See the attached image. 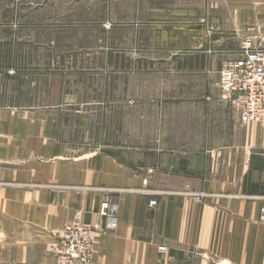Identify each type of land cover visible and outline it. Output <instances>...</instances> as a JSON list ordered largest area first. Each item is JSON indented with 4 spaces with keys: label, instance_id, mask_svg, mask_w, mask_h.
I'll return each instance as SVG.
<instances>
[{
    "label": "crops",
    "instance_id": "1",
    "mask_svg": "<svg viewBox=\"0 0 264 264\" xmlns=\"http://www.w3.org/2000/svg\"><path fill=\"white\" fill-rule=\"evenodd\" d=\"M165 12L172 34L212 35L224 57L247 40L264 49V0H167ZM14 21L0 12V264H53L45 243L77 211L99 227L92 264H264V123L242 122L219 93L202 113L210 133L184 154L92 146L86 116L25 94L9 58ZM191 67L219 86L216 65ZM105 200L116 205L111 230L98 212Z\"/></svg>",
    "mask_w": 264,
    "mask_h": 264
},
{
    "label": "rangeland",
    "instance_id": "2",
    "mask_svg": "<svg viewBox=\"0 0 264 264\" xmlns=\"http://www.w3.org/2000/svg\"><path fill=\"white\" fill-rule=\"evenodd\" d=\"M166 8L167 0H0L21 27L9 58L25 74V94L86 116L92 146L128 157L203 145L206 97L221 96L215 73L191 65L220 69L228 57L212 35L172 34Z\"/></svg>",
    "mask_w": 264,
    "mask_h": 264
},
{
    "label": "built area",
    "instance_id": "3",
    "mask_svg": "<svg viewBox=\"0 0 264 264\" xmlns=\"http://www.w3.org/2000/svg\"><path fill=\"white\" fill-rule=\"evenodd\" d=\"M219 88L221 98L235 106L242 122L264 123V49L253 47L246 41L238 56L223 59L219 69ZM200 197L197 195L196 200ZM157 203L155 198L148 200L149 207ZM98 212L106 219L105 229H114L117 224L115 203L103 201ZM259 220L264 222V206L260 208ZM98 230L97 225L83 220L81 211L75 212L63 228L51 232L52 239L45 243L54 259L53 264H92ZM158 250L164 253L167 249L159 246Z\"/></svg>",
    "mask_w": 264,
    "mask_h": 264
}]
</instances>
